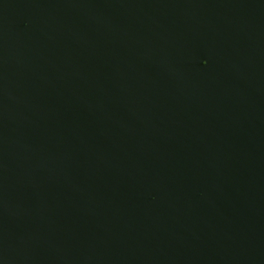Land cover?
I'll return each instance as SVG.
<instances>
[{
  "label": "water",
  "instance_id": "water-1",
  "mask_svg": "<svg viewBox=\"0 0 264 264\" xmlns=\"http://www.w3.org/2000/svg\"><path fill=\"white\" fill-rule=\"evenodd\" d=\"M0 264H264V0H0Z\"/></svg>",
  "mask_w": 264,
  "mask_h": 264
}]
</instances>
